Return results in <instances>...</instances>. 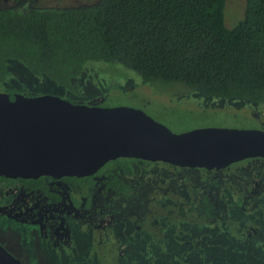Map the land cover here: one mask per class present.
Instances as JSON below:
<instances>
[{
	"label": "trees",
	"instance_id": "obj_1",
	"mask_svg": "<svg viewBox=\"0 0 264 264\" xmlns=\"http://www.w3.org/2000/svg\"><path fill=\"white\" fill-rule=\"evenodd\" d=\"M20 2L0 8V90L11 92L20 65L71 88L88 63L122 60L152 84L264 103V0H245L244 18L232 29L228 0Z\"/></svg>",
	"mask_w": 264,
	"mask_h": 264
},
{
	"label": "flooded vegetation",
	"instance_id": "obj_2",
	"mask_svg": "<svg viewBox=\"0 0 264 264\" xmlns=\"http://www.w3.org/2000/svg\"><path fill=\"white\" fill-rule=\"evenodd\" d=\"M7 7H12L10 0H0V8ZM0 92L11 93L6 88ZM104 101L95 98L88 104L101 106ZM259 104L249 103L252 108L249 116L258 126L250 130L264 131V116L256 108ZM184 188H189V195L197 196L196 204L189 208L176 205L169 209L179 203L180 197H185ZM157 189L161 191L160 200L156 199L158 193L153 192ZM235 196L242 199V208L264 203V158H248L216 173L204 168H181L164 162L118 158L85 177L29 179L0 176V245L23 264H82L79 259L89 255L78 252L77 228L86 225L95 230L96 236H102L114 225H120L117 224L120 221L135 223L138 218L154 214L158 217L154 208L159 201L161 210H167L168 214L180 219L195 216L196 224L203 222L205 231L208 227L230 223L229 206L236 202ZM206 198L210 201L208 205ZM154 219L150 217V226L161 238L167 227L160 226ZM168 220L169 217L166 225H169ZM236 226L230 227L233 235L230 247L238 246L247 264L250 260H262L260 264H264V237L259 226L254 222ZM183 227L178 224L175 232H184ZM201 242L197 236L196 249L201 247ZM98 243L108 245L102 240ZM86 245L88 250L95 247L90 239ZM98 249L105 259L112 257L118 264H128L124 260L128 251L122 242L111 244V249L104 253ZM213 252L205 256V264H238L235 262L240 257L237 253L232 257L222 256L218 253L221 248L216 244Z\"/></svg>",
	"mask_w": 264,
	"mask_h": 264
},
{
	"label": "rangeland",
	"instance_id": "obj_3",
	"mask_svg": "<svg viewBox=\"0 0 264 264\" xmlns=\"http://www.w3.org/2000/svg\"><path fill=\"white\" fill-rule=\"evenodd\" d=\"M99 0H23L24 6L32 7H75L96 3ZM245 0H228L225 9L226 26L229 29L236 27L244 18ZM10 67L17 62L9 63ZM20 65V64H19ZM21 66L19 75L11 81V92L23 95H54L73 103L88 104L95 98L105 100L102 107L125 106L144 111L151 118L167 126L174 133L187 132L198 128H229V129H256L257 122L249 116V103L223 98H213L198 92L185 90L181 86H166L152 84L145 80L135 69L127 67L122 60L113 63L93 62L88 63L77 86H62L50 78H38L28 68ZM103 98V99H102ZM264 116V103L256 106ZM147 189V188H146ZM146 189L143 193L146 194ZM184 196L179 198L176 205L189 208L196 204L195 195H189V188H184ZM153 191V190H152ZM150 192V190H149ZM156 199L160 200V189ZM194 193V192H193ZM187 196V198H186ZM175 198V197H173ZM235 203L229 206L230 223L228 225H215L204 231V223L197 225V218L180 219L179 216L168 214L167 210H161L158 203L154 210L157 216L151 215L134 221H120L117 227L114 225L102 236H96L95 230L88 226L77 228L76 236L78 252L87 253L89 257L79 259L82 264H118L116 260L105 259L100 255L105 250L111 249V244L120 243L127 248L125 262L128 264H205L206 255L214 253L213 247L221 248L220 254L232 257L235 253V262L247 264L241 256L243 251L238 246L231 248L233 238L230 231L234 224L242 225L245 222L256 223L264 237V203L257 206L241 207L242 199L235 196ZM181 202V203H180ZM150 217L155 218L160 226H166L162 237L154 227L150 226ZM169 217V225L166 219ZM181 220L184 227L180 224ZM198 223V222H197ZM184 228V232L176 233L175 228ZM206 225V221H205ZM210 226V225H209ZM236 226V227H237ZM221 229V230H220ZM224 230H227L226 232ZM234 229H232L233 231ZM213 236L212 239L208 237ZM201 238V247L195 248L196 237ZM95 237H98L97 239ZM215 237V239H214ZM94 241L93 250H88L86 243ZM210 239V240H208ZM214 239V240H213ZM105 241L108 245L99 244ZM259 241V239H257ZM215 242V244H214ZM236 249V250H232ZM221 256V257H222ZM249 257V255L247 256ZM222 261L224 258H222ZM234 262V261H233ZM262 260H250L249 264H260Z\"/></svg>",
	"mask_w": 264,
	"mask_h": 264
},
{
	"label": "water",
	"instance_id": "obj_4",
	"mask_svg": "<svg viewBox=\"0 0 264 264\" xmlns=\"http://www.w3.org/2000/svg\"><path fill=\"white\" fill-rule=\"evenodd\" d=\"M253 157L264 158V131L174 133L140 109L0 92V176L5 178L85 177L118 158L216 173ZM0 264L23 263L0 245Z\"/></svg>",
	"mask_w": 264,
	"mask_h": 264
}]
</instances>
